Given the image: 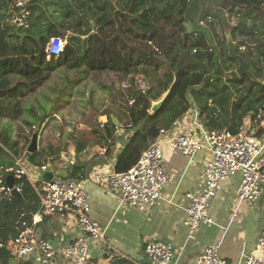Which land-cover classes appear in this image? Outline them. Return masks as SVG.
I'll return each mask as SVG.
<instances>
[{"label": "trees", "instance_id": "obj_1", "mask_svg": "<svg viewBox=\"0 0 264 264\" xmlns=\"http://www.w3.org/2000/svg\"><path fill=\"white\" fill-rule=\"evenodd\" d=\"M59 1L62 6L58 16ZM202 1L201 6V0H32L30 28L19 29L8 22L13 0H0L3 145L15 157H29L34 166L43 165L35 164L43 153L30 154L29 146L33 135L54 118L57 110L48 109L42 101L32 105L28 96L54 76L64 78L70 73L83 76L114 72L130 85L126 114L127 130L133 136L117 159V173L131 170L160 130L170 129L194 107L200 110L208 128H228L237 133L247 117L256 119L264 112V0H229L235 5L228 12L222 8L231 18H239L226 40L234 43L236 54L246 65L241 78L227 74L242 63L229 55V44L224 43V51L219 50L209 31L189 18L193 7L195 16L210 29L215 20L219 21L224 12H219L218 5L223 0ZM54 37L67 39L60 57L47 53ZM142 84L147 87L146 94L140 90ZM234 89L240 98L226 101L234 97ZM168 91L170 95L159 111L151 113L153 102ZM132 99L135 102L130 105ZM112 115L118 118V112ZM110 125L114 132L113 120ZM15 129L21 130L18 139L24 140L23 144L14 138ZM99 131L94 135L109 144ZM48 148L51 155L59 152ZM75 148L82 151L81 142ZM1 241L6 242V237ZM4 253L0 251V255Z\"/></svg>", "mask_w": 264, "mask_h": 264}, {"label": "built area", "instance_id": "obj_2", "mask_svg": "<svg viewBox=\"0 0 264 264\" xmlns=\"http://www.w3.org/2000/svg\"><path fill=\"white\" fill-rule=\"evenodd\" d=\"M32 0H13L11 25L19 29L30 28L29 5ZM67 45V39H51L47 53L50 57H60ZM141 82L139 79L138 83ZM127 83V82H126ZM130 85L127 83V88ZM142 93L147 87L142 84ZM135 100L130 101L133 105ZM112 122L111 114L99 117V124L107 128ZM168 143L175 153L187 156L192 160L200 152L209 153L204 167L202 187L197 194H188L189 206L186 210L189 238L202 227L216 226L210 214L212 204L217 199L224 185L239 177L237 198L239 204L254 205L264 195V112L256 119L247 117L240 130L232 133L228 128L211 129L198 108L179 119L170 129H161L158 138L142 153L138 163L126 173L111 172L103 178L106 190L117 193L119 208L135 209L148 213L159 203L164 191L172 179L166 168L164 144ZM0 148L11 157L14 165L2 167L0 172V211L5 200L10 198L12 190L7 178L15 180V189L21 193L30 184L39 197L42 213L48 216L75 218L79 236L74 242L61 251L63 258L70 264H95L91 257L92 244H104V229L92 217L91 200L85 188V182L79 179L66 181L53 179L46 182L43 174L49 171L50 165L36 167L29 161L15 157L1 142ZM72 149L62 159L67 161L76 157ZM74 162H71L73 164ZM33 172H37L33 174ZM41 175V176H40ZM41 219L22 212L15 223L16 235L9 244L0 243V251L6 249L18 260L36 259L38 264L51 263L56 259V250L49 240L41 237L39 224ZM145 257L149 264H170L175 256L171 244L158 239L145 243ZM242 264H264V231L261 233L253 251L243 254ZM128 259V257H126ZM129 260H131L129 258ZM195 264H229L221 255L220 247H205L196 258Z\"/></svg>", "mask_w": 264, "mask_h": 264}, {"label": "crops", "instance_id": "obj_3", "mask_svg": "<svg viewBox=\"0 0 264 264\" xmlns=\"http://www.w3.org/2000/svg\"><path fill=\"white\" fill-rule=\"evenodd\" d=\"M61 6L62 3L60 4L59 1L58 16L61 13ZM37 96L42 98V88L28 96L30 104L35 105L34 101L41 103L42 100ZM43 99L48 102L46 96ZM120 115L121 112H118V125L114 132L111 125L100 128L99 133L107 138L109 144L100 142L96 135L82 138L80 140H83L81 143L83 150L80 152L76 150L77 156L70 157L67 161L62 159V155L66 156L68 152L58 150V153L51 155L50 148L41 146L43 132L41 130L37 132L40 137L38 150L35 153L40 151L43 153V158L38 159L35 164L50 165L49 171L40 176L44 179L46 174L52 173L55 180L66 181L70 178L85 182V188L91 200L92 217L105 232L104 244L90 246L93 262L95 264H149L144 254L145 243L158 239L171 244L175 249V256L170 264H195L196 258L205 247L216 245L220 247L221 255L229 264H242L243 254L254 250L264 231V195L254 205L239 204L236 200L239 177L227 182L210 210L217 225L204 226L192 238H189L187 195L197 194L200 191L204 167L210 156L208 152L202 151L190 160L187 156L175 153L171 146L165 143L166 168L172 181L164 191L162 199L148 213L119 208V195L108 192L107 185L102 182L103 178L96 177L106 176L115 171L118 157L133 136V132L127 130L129 122L127 114ZM111 116L113 117L112 114ZM48 122L49 120L46 124ZM46 124L41 129H44ZM109 150L110 154L107 153ZM25 160L33 165L29 157ZM71 162L74 163L71 164ZM13 165L11 157L5 153L0 156V172L2 167ZM35 173L37 172H33ZM27 185L20 193V197H15L11 193L10 198L5 200L1 207L0 242L2 243L1 239L6 237V242L3 243L7 245L14 239L16 220L22 212H25L31 220L34 216L41 219L38 227L41 237L50 240L54 248L58 250L53 262L43 264H70L63 258L61 251L70 246L79 236L75 218L44 215L38 195L30 184ZM1 251L5 253L0 255V264H38L33 258L17 261L8 250Z\"/></svg>", "mask_w": 264, "mask_h": 264}, {"label": "rangeland", "instance_id": "obj_4", "mask_svg": "<svg viewBox=\"0 0 264 264\" xmlns=\"http://www.w3.org/2000/svg\"><path fill=\"white\" fill-rule=\"evenodd\" d=\"M221 3L223 2L221 1L220 5H218L220 13L224 12ZM203 4L201 0V6ZM227 12L220 14L221 18L219 21L215 20V25L212 29L209 28L206 22H201L199 17L195 16L196 10L193 7L190 8L188 16L196 24L200 23L201 27L209 31L219 50L224 51L223 44L228 43L227 51L229 55L242 62V58L236 54L234 43L226 40V36L231 33V28L238 24L239 18H231ZM190 29L191 26L188 25V30ZM239 71L241 73L246 72L245 63H239L236 69L229 71L227 74L231 77L235 75L237 78H241L242 75H240ZM144 84L146 83L144 82ZM127 94V83L114 72L104 73L103 75H92L89 73L83 76L79 73H70L68 77L64 78L59 75L54 76L42 88V98L37 96L38 99L46 104L47 108L52 111L57 110L55 117L49 120L44 129H41L43 138L40 145L46 147V149L51 146L52 150H61V152H69L72 149H76V144L80 141L81 143L83 142L80 139L93 137L94 131H99L102 128L97 124L101 115L109 114V112L111 114L121 112V115H124L128 112ZM44 96H46L48 102L43 99ZM240 96L234 89V97L228 98L226 101L237 102ZM164 97L156 102H160ZM19 130L15 129L13 134L16 139L21 135V130ZM26 133L27 131H25ZM18 140L22 144L24 143V140Z\"/></svg>", "mask_w": 264, "mask_h": 264}, {"label": "water", "instance_id": "obj_5", "mask_svg": "<svg viewBox=\"0 0 264 264\" xmlns=\"http://www.w3.org/2000/svg\"><path fill=\"white\" fill-rule=\"evenodd\" d=\"M235 4L233 2H230L229 0H223V10L224 11H228L229 9H231ZM240 75H243L244 73H241L239 71ZM170 95V91H168L164 96V99L161 100L160 102H156L152 104V108H151V112L153 114L157 113L159 111V109L162 107V105L165 103V101L168 99ZM113 122L118 125V120L114 117H112ZM38 150V135L37 133L33 136L32 138V142L31 145L29 146V153L33 154ZM44 180L46 182H50L53 180V174L52 173H48L45 175ZM7 183L8 186L10 187V189L12 190V195H14L15 197H20V193H18V191L15 189V180L12 176L7 178ZM54 261V260H53ZM52 261V262H53ZM16 263V262H15Z\"/></svg>", "mask_w": 264, "mask_h": 264}, {"label": "clouds", "instance_id": "obj_6", "mask_svg": "<svg viewBox=\"0 0 264 264\" xmlns=\"http://www.w3.org/2000/svg\"><path fill=\"white\" fill-rule=\"evenodd\" d=\"M38 134V133H37ZM39 139V138H38Z\"/></svg>", "mask_w": 264, "mask_h": 264}]
</instances>
